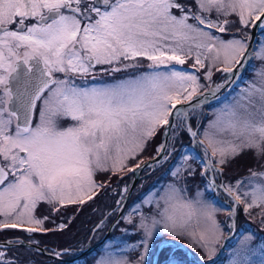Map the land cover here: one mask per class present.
<instances>
[{
  "label": "snow or ice",
  "instance_id": "1",
  "mask_svg": "<svg viewBox=\"0 0 264 264\" xmlns=\"http://www.w3.org/2000/svg\"><path fill=\"white\" fill-rule=\"evenodd\" d=\"M230 29L231 38L217 34ZM249 30L262 36L258 50H250ZM189 60L193 71L177 67ZM254 60L261 61L258 79L202 133L205 172H222L217 165L245 151L264 159V0H0V215L16 221L0 227L46 231V218L34 215L40 202L91 200L103 187L97 172L124 170L170 116L187 117L177 105L204 87L197 69L208 62L209 81L212 67L230 74L214 94L242 69H255ZM98 67L100 75L124 78L98 79ZM249 173V191H240L241 181L221 187L245 212L259 208L264 217V171ZM181 193L170 185L156 201L161 219L141 215L134 224L143 230L129 246L143 248L134 261L109 255L98 264H144L160 223L182 230L211 259L223 233L217 210ZM126 219L133 223L131 213ZM250 240L240 242L231 264H264V248L254 261Z\"/></svg>",
  "mask_w": 264,
  "mask_h": 264
},
{
  "label": "rangeland",
  "instance_id": "2",
  "mask_svg": "<svg viewBox=\"0 0 264 264\" xmlns=\"http://www.w3.org/2000/svg\"><path fill=\"white\" fill-rule=\"evenodd\" d=\"M234 30V29H233ZM249 30V34H250ZM218 35L223 36L224 38H231V35L227 36L224 33H217ZM262 39L261 34H259L258 39ZM259 40V41H260ZM259 41L257 42V50L259 47ZM192 60L187 61L184 65H178L179 69H183L186 71H193L192 69ZM253 63L255 64V69L249 67L248 71L249 74L246 81L241 83L239 87L229 93V96L215 106H212L208 109V111H203L201 107H191L187 110L188 117L179 116L176 117L175 124L171 130V136L169 139V145L167 151L165 153L164 158L159 163V165H155L154 167L150 165H146L142 170L138 172L140 175V180L135 186V189L128 200L127 204L125 205L124 209L122 210V214L115 224L111 237L107 238L103 245L100 247L98 252H92L90 264H98V262L102 258H107L111 255L113 258L120 259V258H127L129 260H135L138 254L143 252V248H131L129 246L138 244L143 239V230L139 229L138 227H134V224L139 223V219L141 215H145L149 218V223L151 220L155 218L156 220H160L161 217L158 213L162 210L163 202H161L160 208L157 207L156 201L159 199V196L163 194L164 190L169 187L170 185H175L177 188L182 189V196L187 199L191 200L193 203L196 201H201L205 204H208L215 208L217 211L215 213L216 220L220 223L221 228L223 230L222 237L219 240V243L216 245L215 254L211 257L214 258L221 249L222 242L224 238L230 234L232 229V217L229 218V213L232 212V200L231 198H227V194H223L222 190L218 188L217 197L216 190L212 182V179L220 183V179L218 178L219 175L222 176V173L213 172L210 169L205 172V168L207 167L206 160L209 159L208 155L204 151V145L201 143L203 140V131L207 128L208 123L210 120L215 119V113L220 111L222 108L230 104L233 99L238 97L243 89L248 86L249 82L258 79V71L261 68V61L254 60ZM209 67L208 62H206V67L203 69H197V74L200 75V83L204 85L198 92L206 90L212 87L214 84L213 82L216 78L220 77L221 72L217 71L216 67H212V78L211 80H207L205 78L206 70ZM219 68H223L224 65H217ZM143 70V69H142ZM163 70V69H162ZM98 79H103L106 81H111L113 78L115 79H123V73H112L110 75H100L99 68H97ZM224 79H226V74H222ZM223 83V82H222ZM197 92V93H198ZM180 110H185L181 108ZM196 117L200 121L198 123L191 122L192 117ZM170 118V117H169ZM189 119V121H188ZM183 125V126H182ZM189 126H194L197 130V138L200 140L196 143V146H193V142L191 137L187 135L183 136L184 132L186 131L189 135L190 132L188 131ZM180 128H185V131L181 130ZM161 129V130H160ZM160 130L161 134L164 133V128L160 127L157 131ZM191 139V141H190ZM154 139L150 137L147 142L145 143L143 150L138 151L134 157H130L127 161V167L122 170L125 171L127 168L131 167V170L135 168L136 163L144 157L143 152L149 147V142L153 141ZM162 140V138H161ZM182 142H185L182 144ZM161 148V143L157 144L155 151H158ZM251 151H245L238 155L235 158L240 159L241 155L248 153ZM150 154H147L149 156ZM155 156V155H154ZM256 157V156H255ZM226 164V176H224L225 185H233L235 186L237 181H241L240 191H249L250 187L247 186L246 177L250 175L249 170L243 174L238 176L232 175L233 167H232V160ZM215 163V161H213ZM162 164V165H161ZM162 166L159 170L160 173L164 172L166 168H172L169 172L167 177L159 178V175L155 178L152 177L148 180L150 174L157 169V167ZM190 166V168H189ZM219 166V165H217ZM177 169H179V173H177ZM230 169L232 171H230ZM202 173L203 180L205 181L204 186H200L198 182H195L194 185H191L193 180V176L196 171ZM252 171H264V159L263 162L260 164L258 168H251ZM108 171H99L96 173L94 179L96 183L99 185V182H104L98 179L99 177H103L106 175ZM119 172V171H116ZM121 172V171H120ZM114 173L113 171L110 172ZM128 175V174H127ZM135 174H132L128 177V181L116 190V186H110V188H105L104 192H102L101 199L97 200L96 203L92 204L88 208L84 210V217H81L77 221V230H72L71 233H62L60 237H47V238H40V236L35 235L34 232H28L26 229L29 227H35V225L30 224H23L21 227L18 228H3L0 227V239H8L9 236H13L15 238L12 239L13 242L22 240L29 241L35 244L44 245L46 246V250L53 255H47L39 250H36L32 247L28 246H11L9 248H0V252H4L5 256L3 260H0V264H7V262H16L18 264H65L68 261L67 259H72L75 255L82 250L88 248L89 246H93L97 243L105 234V232L110 228L113 222L119 216V212L122 206V201L124 199L125 194L128 191L130 180L134 177ZM126 177L124 173L121 175ZM240 176V177H239ZM157 184L154 187V183ZM153 184V185H152ZM219 187V186H218ZM127 189V191H125ZM95 189V191H97ZM86 199V198H85ZM219 199V200H217ZM250 201V197L248 198ZM151 201V202H149ZM40 205V206H39ZM48 205V206H47ZM137 206L139 207L138 211H133L136 209ZM198 206V205H197ZM38 207H42L43 209L47 207L46 210H40ZM51 204L47 202H40L37 205V208L34 212L36 218L45 219L44 226L50 225V220L54 219L55 216L51 212ZM91 209H93L91 211ZM242 211L244 212H241ZM244 205L241 204L238 206L236 216H237V226L234 234L227 240L224 250V255L222 257L223 262H219V259L215 262L217 264H231L233 259L234 253L237 249L240 248V242L245 239V237H251L249 242L250 247L253 250L252 259L254 261L259 260V250L264 248V238L260 239L258 237L257 229L259 226H264V217L260 215L259 208H253L249 210V212H245ZM91 211V212H90ZM184 211V210H180ZM90 212V215H89ZM132 214L133 223L130 224L126 219L129 214ZM109 214L106 219H104L105 215ZM94 218L97 219L95 222ZM104 219L100 225L98 226V222ZM243 219H246L242 221ZM238 220L241 223H238ZM16 221L13 218L5 219L2 215H0V223H15ZM63 225L62 223L59 224ZM74 226V225H72ZM257 228H255V227ZM193 227H195V221H193ZM157 230L160 231V235H154L153 239L149 241L148 244V254L145 256L144 264H188V260L198 261L196 264L207 263L210 261L207 253L202 250L197 244L193 243L192 239L187 236L182 230H177V232H170L163 229V224L160 223L157 225ZM199 230V229H197ZM256 230V231H255ZM67 234V235H66ZM169 235L174 237L181 238L185 240V242L190 245L195 251H191L188 253L187 249L183 246H177V243L172 241H165L163 246H160L163 242L162 240ZM262 236V235H260ZM22 238V239H21ZM162 241V242H161ZM160 243V244H159ZM158 248V249H157ZM178 248H182L185 250V253H178L176 250ZM60 253V255H57ZM93 255V256H92ZM162 256V257H161ZM161 257V258H160ZM207 261V262H206ZM76 264H89L86 261H79ZM209 264V263H208ZM216 264V263H214Z\"/></svg>",
  "mask_w": 264,
  "mask_h": 264
},
{
  "label": "water",
  "instance_id": "3",
  "mask_svg": "<svg viewBox=\"0 0 264 264\" xmlns=\"http://www.w3.org/2000/svg\"><path fill=\"white\" fill-rule=\"evenodd\" d=\"M259 34H260L259 30H251L250 36H252V41L250 42V50H251L253 44H255V45L257 44ZM247 68L242 69L239 73L236 74L235 77H232L231 79H229L228 83H226L223 88H221L219 91H216L214 94H210V90L214 89L215 85H217V84H214L208 90L203 91L199 95L193 97L191 100H188L187 102H184V103H181L180 105H177V109L184 108L185 110H188L191 107H200V106H203V105L211 104L213 102L221 101L222 99L226 98L228 96V94L234 88H236L238 85L241 84L242 80L244 79V75H245V73L247 71ZM226 74H227L228 77L230 76V74H228V73H226ZM223 83H225V81ZM223 83H221V84H223ZM177 109H173V112L175 113L177 111ZM187 117H188V115H187ZM175 121H176V118L171 116L170 120H169V125H166V127H165V134L163 136V142H162V146H163L164 150H161V148H160L158 154L155 157L145 161L137 169L134 170L135 175H134L133 179L131 180L129 188H128V191L125 194L124 199L122 201V206H121V209H120V212H119V216L113 222V224L110 226V228L106 231L104 236L97 243H95L93 246H89L88 248H86V249L82 250L81 252L77 253L74 258L69 259V260L67 259L66 261L73 262V261L77 260L78 258L88 254L89 252L95 250L97 247L102 245L104 243V241L108 238V236L111 234L115 224L119 220V218H120V216L122 214V210L124 209L125 205L127 204L128 200L130 199L136 184L140 180L141 176L138 175V172L140 170H142L146 165H150L151 164L154 167L157 163H159L164 158L165 153H166L167 148H168V145H169V139H170V136H171V130H172L174 124H175ZM188 121H189V119H188ZM190 128H191L192 131L196 132V130L192 126H190ZM191 137L193 139V143H195L198 140L197 137H193L192 135H191ZM237 206L238 205L235 202L232 205V211H233V209H235V215L232 217V229H231V232L225 238L224 243L222 245V248L220 250L219 256L214 261L209 262V264H214V263H216L215 261L220 259V257L224 253L225 245H226L227 240L234 234V232L236 230ZM107 216H108V214L105 215L104 219ZM102 221H103V219H101L98 222L97 225L99 226ZM165 241H172L174 243H177V246H175V247L183 246V247H185L187 249L188 253H191V250L182 241H178V240H174V239H167V240H164L161 243L160 246H163V243ZM17 245L34 247V248L40 250L44 254L55 256L54 254L48 252L46 250V246H44V245L35 244V243L29 242V241H25V240H22L21 242H19V241L13 242V241H9V240L1 241L0 240V247H11V246H17ZM202 264H208V263H202Z\"/></svg>",
  "mask_w": 264,
  "mask_h": 264
},
{
  "label": "trees",
  "instance_id": "4",
  "mask_svg": "<svg viewBox=\"0 0 264 264\" xmlns=\"http://www.w3.org/2000/svg\"><path fill=\"white\" fill-rule=\"evenodd\" d=\"M232 31H234V30L233 29H230V31L228 33H224V34L227 35V36H229V35H231V32ZM259 40H260V38H259ZM199 121H200V118L198 119L195 116L191 118V122L192 123L194 122V124L195 123H198ZM180 129L183 130V131H185V128H180ZM160 130H158L157 133L154 135V137H152L154 140L149 142V147L143 152L144 156H146L147 154H150L148 157H152V156H154V155H156L158 153L159 150L158 151H155V149H156L157 144H159V143L162 142V140H161L162 134H161ZM187 135L189 137H191L185 131L184 134H183V136H186L187 137ZM190 141H191V139H190ZM183 143H185V142H182V144ZM262 162H263V159H258L257 157L254 156V154L252 152L245 153V154L241 155L240 159L234 158L232 160V167H233V173H232V175L238 176L240 174H243V173L247 172L251 168H258ZM161 167L162 166L157 167V169L154 170L150 174V176L148 177V180L150 178H152V177L155 178L158 175H159V178L160 179L163 178V177H167L169 175V172L172 170V168L169 167V168H166V170L164 172L160 173V170L159 169ZM226 168H228V166L226 167V165H223V171H224L223 172V179L224 180H225L224 176H226V171H225V170H227ZM195 171H196V173L193 176V180L191 182V185H194L195 182H198L200 186H204L203 184H205V181L203 180V178L205 176H203L201 172H199L197 170H195ZM230 171H232V170L230 169ZM109 173L110 172H107L106 175H104L103 177H99V178H106L107 175H109ZM128 177L129 176H126V177L120 176V174H118V173L111 174L109 176V179H110V182H111V186H116V190H117L121 186V184H124L125 182L128 181ZM153 184H154V187L157 185V184H155V182ZM101 196L102 195L100 194L98 197H96L95 199H92L89 203L84 204L81 207L78 204H74V205L73 204L63 205V206H61V211H59L58 213H54V214L52 213V210H51L50 215L52 214L53 216H55V218L54 219H51L50 220V223L51 224L50 225H47V226L48 227L55 226V225L58 226L59 224L62 223L64 225V227L61 228V229H56V230H54V231H52V232H50L48 234L39 235L40 238L60 237V235L62 233L69 234V233L72 232V230L73 231L74 230H77V221L81 217H84V215H83L84 214V210L86 208H88L89 206H91L92 204L96 203L97 200L101 199ZM38 208L40 210H46L47 209V207L44 208V209L42 207H38ZM92 210L93 209H91V211ZM90 212H89V215H90ZM241 212H243L242 209H241ZM92 219H94L95 222L97 221V219L94 218V216H93ZM244 220H246V219H243L242 221H244ZM238 223L240 224L241 221L238 220ZM72 225H74V226H72ZM257 233L259 234L258 237L260 239L264 238V226H259L258 229H257ZM260 235H262V236H260ZM98 251H96V252H98ZM176 251L179 254L180 253H185V250L182 249V248H178ZM90 258H91V254L88 255V260H86L87 263H91L92 262V260ZM223 260L224 259H221L219 262H223ZM187 262H188V264H196L195 261H193V260L192 261L191 260H188ZM15 264H18V263L15 262Z\"/></svg>",
  "mask_w": 264,
  "mask_h": 264
},
{
  "label": "flooded vegetation",
  "instance_id": "5",
  "mask_svg": "<svg viewBox=\"0 0 264 264\" xmlns=\"http://www.w3.org/2000/svg\"><path fill=\"white\" fill-rule=\"evenodd\" d=\"M99 68V67H98ZM10 238H8V239H13V238H15V237H13V236H9Z\"/></svg>",
  "mask_w": 264,
  "mask_h": 264
},
{
  "label": "bare ground",
  "instance_id": "6",
  "mask_svg": "<svg viewBox=\"0 0 264 264\" xmlns=\"http://www.w3.org/2000/svg\"><path fill=\"white\" fill-rule=\"evenodd\" d=\"M130 174H132V172L131 173H129L128 175H126V176H130ZM91 204V203H90Z\"/></svg>",
  "mask_w": 264,
  "mask_h": 264
}]
</instances>
